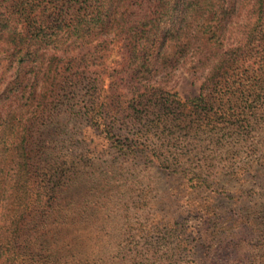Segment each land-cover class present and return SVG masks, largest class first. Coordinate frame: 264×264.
<instances>
[{
    "label": "trees",
    "instance_id": "16d2710c",
    "mask_svg": "<svg viewBox=\"0 0 264 264\" xmlns=\"http://www.w3.org/2000/svg\"><path fill=\"white\" fill-rule=\"evenodd\" d=\"M0 66V264L170 263L197 252L180 215L75 227L70 189L97 175L126 182L138 163L193 190L220 186L212 156L235 158L232 142L264 121V0H0ZM181 68L199 82L184 101L171 85ZM243 165L237 181L250 167L264 176L255 151Z\"/></svg>",
    "mask_w": 264,
    "mask_h": 264
},
{
    "label": "rangeland",
    "instance_id": "374dc122",
    "mask_svg": "<svg viewBox=\"0 0 264 264\" xmlns=\"http://www.w3.org/2000/svg\"><path fill=\"white\" fill-rule=\"evenodd\" d=\"M120 56L117 50L112 51L107 61L109 68L118 67ZM0 66V72H1ZM108 79L106 84H108ZM173 92L177 94L181 101L198 94L199 82L191 76L185 69L174 71L171 81ZM231 154L235 158L223 152L212 156L211 147H207V153L214 159L213 175L209 178V183L217 182L220 186L226 183V195L217 196L220 186L193 190L190 185L182 184L178 181L166 177L159 170L153 167H146L138 163L136 166L127 164V181L104 182L103 176L93 178L84 177L80 185L70 189L69 196L78 203L71 211L77 214V221L73 226L84 228L110 227L112 219L106 217L116 215H130L141 211H158L164 215L173 212L177 218V223L181 228L187 229L189 240L195 239L197 252L193 256H183L181 260H176L165 264H207L216 260H223L231 264H264V176L260 173L263 169L254 167L246 168L247 175L237 181L233 173L244 170L243 161L250 152L255 151L257 157H264V121L254 125L248 138L244 141L234 143ZM194 161V160H193ZM101 171L97 170L96 172ZM95 172V173H96ZM213 177V178H212ZM239 179V180H240ZM237 182L243 183L238 192ZM116 185L123 191V195L128 199V207L121 209L116 194ZM208 185V184H207ZM112 187V193H103ZM150 198L154 199L159 206L144 205ZM167 211L166 208L167 207ZM214 208L213 216L209 215L210 208ZM80 213V214H79ZM114 215V216H116ZM211 220V233L209 242L200 243L203 236V216ZM113 216V217H114ZM216 218L221 220V225L213 228ZM207 219V218H206ZM120 223L112 227L121 228ZM190 231L193 233L190 234ZM239 241L241 248L235 254L233 245H228L229 239ZM188 239V238H185ZM138 241L135 240L133 243ZM134 246V245H133ZM183 262V263H182ZM213 264V263H212Z\"/></svg>",
    "mask_w": 264,
    "mask_h": 264
}]
</instances>
